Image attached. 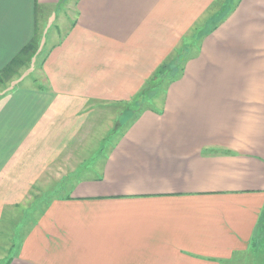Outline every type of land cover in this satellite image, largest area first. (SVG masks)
Here are the masks:
<instances>
[{"label":"crops","instance_id":"crops-1","mask_svg":"<svg viewBox=\"0 0 264 264\" xmlns=\"http://www.w3.org/2000/svg\"><path fill=\"white\" fill-rule=\"evenodd\" d=\"M66 2L43 47L62 0H0V69L40 43L0 95V264L263 263L264 0Z\"/></svg>","mask_w":264,"mask_h":264},{"label":"rangeland","instance_id":"rangeland-1","mask_svg":"<svg viewBox=\"0 0 264 264\" xmlns=\"http://www.w3.org/2000/svg\"><path fill=\"white\" fill-rule=\"evenodd\" d=\"M66 3H67L66 0H62V3L55 10V13L53 14L54 16L51 18V20L48 21L49 22V25L46 26V28H45V34L42 37V39L44 40V42L41 45H43V47H44V45L47 46L48 45V42H50L51 39H53V37L60 36V35L62 36V33H63L62 30H64V28L62 29L61 27H58V26L61 23L59 18H60V16L62 14H60V13H63L65 15L64 16L65 18H67L66 16H68V11L66 9L67 8ZM56 17H58L59 20ZM56 25H58V26H56ZM35 38H36L35 39L36 40V42H35L36 43V48H37V51H38L39 46H40L39 38L37 37V35H35ZM35 55H36V53L34 54V56ZM33 57L30 58L28 60V62L23 67H21L16 72V74L13 75L12 77L9 78V76H2V75H0V95L4 94L5 91L7 89H9L7 87H9V84L11 83L12 80H15V78L20 77V78H22V81H24V78H26V77H30V76L35 77L33 72H31L29 75L27 73L28 72V69L30 67L31 62L34 60ZM171 77L172 76H165V81H164V84H163L164 86H165V83H167L170 80ZM158 85H160V83ZM160 88H161V85H160ZM162 89L164 90V87H162ZM159 92L161 93L162 91L159 90ZM136 111H137V108H136V110L133 108L132 111H131V113L135 114ZM105 124H106V127L108 128L109 123L106 122ZM102 126H103V124H102ZM259 244H260L259 247L264 249V239L262 241L260 240V243ZM262 253H264V251H262ZM256 262L258 264H264V262L263 263H260V261L258 260V257H255V258L249 257L247 259H241L240 261H238V263L235 262L234 264H255Z\"/></svg>","mask_w":264,"mask_h":264},{"label":"trees","instance_id":"trees-1","mask_svg":"<svg viewBox=\"0 0 264 264\" xmlns=\"http://www.w3.org/2000/svg\"><path fill=\"white\" fill-rule=\"evenodd\" d=\"M35 39V37L32 38L25 46L20 49V51L10 60L8 64L0 69V75L9 76V78L12 77L21 67H23L28 62L30 58L34 56L37 51ZM160 72H162V69L153 76V79H156L157 76H159Z\"/></svg>","mask_w":264,"mask_h":264}]
</instances>
